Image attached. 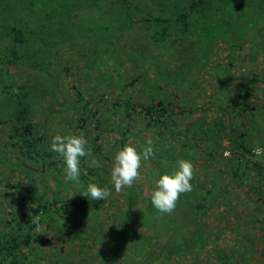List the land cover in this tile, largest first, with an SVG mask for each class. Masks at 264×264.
<instances>
[{
  "label": "trees",
  "instance_id": "16d2710c",
  "mask_svg": "<svg viewBox=\"0 0 264 264\" xmlns=\"http://www.w3.org/2000/svg\"><path fill=\"white\" fill-rule=\"evenodd\" d=\"M218 37L228 42L227 49L241 47L244 40H249L250 48L258 47L264 42V0H0V185L5 187H0V264H51L63 245L58 252L42 249L46 233L62 243H72L70 237H74L80 242L78 259H85L87 252L81 253V246L100 235L95 232L91 238L86 234L88 226L80 224H98L100 217L89 213L96 200L82 194L90 182L100 186L107 179L112 148L117 146L118 151L129 135H147L136 146L141 150L148 136L152 138L154 156L149 160L155 164L165 155L174 163L159 174L171 173L177 161L184 159L180 152L199 136L202 145L210 146L205 150L208 161L210 150L225 138L233 147L225 156H233L231 174L239 175L241 165L254 156L250 162L255 173L264 177V154H254L253 145L244 142L247 130L241 128L253 109L250 90L260 80L254 65L243 76L217 68L213 77L218 92L204 100L212 107V101L223 93L224 105L214 106L227 111V118L237 115L238 124L228 122L226 127L222 113H206L191 127L182 122L193 113L184 90L194 88L198 93L197 82L205 78L202 72L212 68L210 56ZM39 77L43 79L36 86ZM66 80L70 83L63 87ZM160 82L172 86V92L162 90ZM113 85L119 86L111 96ZM36 90H40V103L30 99ZM144 91L153 95L139 100L130 94L140 96ZM137 117L143 120L141 128L128 133L130 120ZM53 119L62 123L61 131L53 133ZM204 119L209 121L205 126ZM93 129L96 132L91 134ZM104 132L118 135L107 148L98 141ZM69 133H83L92 156L101 163L99 168L91 166L87 175L81 161L82 184L75 188L65 179L62 158L50 151L55 135ZM263 144L264 140L259 143ZM226 169L217 167V171ZM14 170L28 179L27 188L20 187L22 180L12 178ZM40 174L55 180L52 196L33 190ZM232 188L233 196L238 195V187ZM205 191L206 196L196 197L193 185L192 191L180 196L171 214L160 213L150 219L147 230L135 231L127 224L131 207L139 201L134 182L124 192L127 206L120 213V221L127 225L121 235L102 240L99 264H149L155 259L179 264L178 253L194 254L210 241L202 216L212 189ZM150 193L145 196L148 202ZM263 210L264 204L259 211ZM257 211L253 206L251 218L255 219ZM256 219L264 222V214ZM126 238L132 240L130 245ZM246 245L243 257L238 256L251 264L247 259L255 243ZM220 255L227 261L233 253L226 249Z\"/></svg>",
  "mask_w": 264,
  "mask_h": 264
},
{
  "label": "rangeland",
  "instance_id": "374dc122",
  "mask_svg": "<svg viewBox=\"0 0 264 264\" xmlns=\"http://www.w3.org/2000/svg\"><path fill=\"white\" fill-rule=\"evenodd\" d=\"M245 36L248 37V33H245ZM254 41L259 42V39L255 38ZM261 42L262 43H259L257 45L258 47L255 46L256 50L249 47V40L248 42L244 40L241 47L230 44L232 46L231 49H227L226 46L229 45L228 42L222 40L220 37L217 38L214 44L216 48L213 49L214 52H212L210 56L212 58V68H207V70H205L206 72H202L205 73V78L200 77V81L197 82V85L199 86L198 93H194V88L184 90V93H186V97L188 100L187 103L191 102L193 104H191L190 107L192 108V112L196 114V116L194 117L193 113L189 116L185 115L184 118H182V122H186L188 126L191 127L194 122H199L200 118H206L204 117L206 113L213 114L214 116L218 113H222L224 120L226 119L224 125L228 124V122L238 124L237 121L239 120V117L237 115H232L230 118H227V111H220L219 108H216L214 106L215 104H219L220 106L221 104L222 106L224 105L226 98L223 93L220 92V99H216V101L214 99L212 101V107H210V105L208 106L207 103L204 102V100L206 99V97H210L215 92H218V83L214 80L213 77V75L217 71V68H227L229 72H232L233 70L236 73L241 72L240 74L243 76L248 72V67L254 65V69L258 72L260 80L256 83V85H254L255 87L250 90V104H252L253 109L250 113H248V115L245 116V122L243 123V125H241V128L247 130L244 140V142L248 144L247 146H254L256 144L262 143L264 139V42L262 40ZM228 53H230V56H228ZM218 58L221 60L218 63H215ZM228 62L232 63V65H229ZM148 75H152L151 70H148ZM40 78L43 79L42 77H39L36 86L39 85ZM69 83L70 82L66 80L63 83V87L68 86ZM160 84L162 90H173L172 86H165L163 82H160ZM118 86L119 85L112 86V91H110L111 96L115 92L113 90H115V88ZM131 87L132 86H129V88ZM171 92L172 91H170L169 93ZM130 94H132L133 96H137L139 100L145 97L148 98L153 95L148 91H144L140 96H138L136 92H130ZM44 95L45 94H43V97ZM232 95L233 94H231V96ZM39 96L40 90H36V93L34 95L32 94L30 96V99L36 101L39 100ZM134 100L136 99L134 98ZM38 103H40V100L38 101ZM205 106L208 107L205 108ZM57 121L58 119H53L52 123L50 121V124H52L51 127L53 133L62 130V123H59ZM142 122L143 120L140 119V117H137L135 120H130V125L132 128L127 132H136L139 127L141 128ZM207 122L209 121H204L203 126H205ZM232 127H237V125ZM207 131L208 133L212 132L211 129ZM90 132L91 134H93L94 132H96V129H93ZM146 136L147 135L144 133L129 135L125 140V144L131 143L135 147L139 146L140 142L146 139ZM115 137H118V135H115L113 132H104L101 133L98 141L101 142L102 147L107 148L108 144ZM195 139L196 142L191 140V145L180 153L184 157V159L189 160L193 164L194 170L196 172L195 176L197 177H194L192 179L195 188V192H193L194 196H206V188L210 187L212 189V191L210 192L211 197L205 203L206 212L202 216V219L207 223V227L210 231V241L203 247L198 249L196 252H194V254L191 252L186 254L178 253L175 259L178 260L179 264H201L202 262H205L207 264H226L227 262V264H230L231 261H233L232 264H246L247 261L242 258L243 253L247 248L246 244L255 243L253 251H251V256H248L247 260L251 264H264V231L258 226H254L255 230H253L252 228H249L248 225H246V227L244 225V223H248V221L250 220L249 219L245 221V219H248L249 216L251 217V204L253 207L256 202H254L250 198L249 193L242 188L238 190V195L233 196V193L235 191L232 190V187L237 186L231 185L230 183H225V179L227 177H258L259 175L255 173L254 167L250 162V160H254L251 158L255 157H248L249 159L245 162V165L240 164L241 173L239 172V175H232L230 171V164L233 160V156H229L231 158L225 157L226 155H223L222 151L224 149L228 150L229 154V152L232 151L233 147L229 142H225V138L220 140L221 146L216 144L215 147L213 146L215 149L212 148V150H210L212 152V157H210L209 161L206 159L207 156L205 154V150H208L207 148H209L210 146L202 145L199 141V136ZM160 145L162 146L161 142ZM137 150L142 151L141 148ZM116 152L117 146L112 148V154L110 155L111 161L106 164L108 170V173L106 174L107 179L102 182L103 184H100V187L107 186L112 194L105 200L96 201L95 204L97 205H95L92 209H89V213H94L96 216H99L100 220L98 221V224H80V226H88V232L86 231L87 235H89L91 238H94L96 237L95 232H97L100 235V239L98 238L94 241L91 239L87 246H81V253H87L84 256L85 259L80 260L78 259L77 255L80 253V251H78V245H80V242L78 240L74 239V237L71 236L70 238L74 242L70 243L69 240V242L67 241L66 243H62L58 237H49V234L46 233L43 238H46L47 241H44L42 243V249L47 251L55 250L56 252H58L59 245H63L57 257L51 259V264H90L94 261L95 264H99L97 251L98 248H102V240L108 239L110 236L116 233H119L121 235L123 229H125L126 227L125 225H127L128 223L131 224L135 231L147 230L152 225H150L149 223L150 219L153 220L160 215V213L152 206L151 202H148V200L145 199V196H147V194L151 192L153 187L155 188L156 181L158 179V172H160L162 168H165V171L168 170V168L172 167V164L174 163L166 158V155L164 158L158 160V164H155L151 160L142 162V167L140 169L141 178L135 182V188L139 193V201L131 207V221H128L126 224L120 221V213H122L127 206V198L124 193L127 187H125L120 193H116L114 186L111 183V166ZM177 152L178 151L175 149L172 150L173 154H177ZM91 159H95V157L91 156L89 158H81V161H83V163L85 162L86 166L82 168L81 163L80 166L85 171V173H87V175L91 172V165L89 163V160ZM217 167H227V169L225 171H217ZM11 173L12 178L15 177V179L22 180L20 182V187H28V179H22V175L19 173V171L14 170ZM66 181H69L68 183L70 184V188L80 187L82 184V181L80 179L78 182L72 180ZM222 185L223 187L225 186V188L227 187L228 191L227 189L223 191ZM0 187L5 188L2 185H0ZM32 187L34 191L43 193L44 196H52L53 191L56 188L55 180L52 179V176L50 175L45 176L40 174L36 180V183H33ZM6 190H8V188ZM1 198L2 197L0 195V200ZM53 222L54 224L52 225V228L56 230V220H53ZM54 232L52 231V233ZM127 238V245H130V243H132V240ZM54 247L55 249H53ZM226 249H229L231 253H233V256L229 257L227 261L224 256L220 255V251L224 252ZM239 253L242 254V257L238 256ZM91 255H93L94 257L91 258ZM40 262H42L41 264H45L44 261ZM122 263L123 262H121L120 264ZM149 264H162V260L155 259V261L150 262Z\"/></svg>",
  "mask_w": 264,
  "mask_h": 264
},
{
  "label": "clouds",
  "instance_id": "9594fccd",
  "mask_svg": "<svg viewBox=\"0 0 264 264\" xmlns=\"http://www.w3.org/2000/svg\"><path fill=\"white\" fill-rule=\"evenodd\" d=\"M153 140L148 138L142 151L131 144L126 143L114 155L111 166V183L115 192L120 193L125 187H131L141 178L140 169L143 161H148L154 156ZM50 151L62 158L65 165L66 180L79 181L81 158L92 156L88 140L83 133L67 135L57 134L52 138ZM256 156L264 154V149L254 148ZM89 163L93 167H101L98 160L91 159ZM194 178V166L186 159L180 158L171 173H158V179L154 190L150 193L152 206L161 214H171L182 194L192 191L191 183ZM107 187H100L90 182L82 194L92 200H105L111 195Z\"/></svg>",
  "mask_w": 264,
  "mask_h": 264
},
{
  "label": "crops",
  "instance_id": "0c3cea01",
  "mask_svg": "<svg viewBox=\"0 0 264 264\" xmlns=\"http://www.w3.org/2000/svg\"><path fill=\"white\" fill-rule=\"evenodd\" d=\"M225 181H226L225 183H230L231 185H236L238 187V190H240V188H242L245 191H247L249 193L250 198L254 202L257 203L256 205H254V209L257 208V210H258L257 213L254 214L255 219H256V217L262 216V214H264V210H263V212L259 211L262 204H264V177H253V178H234V177H232L230 179L226 178ZM248 186H250V188ZM222 187H223V185H222ZM226 189L228 191V188L227 187L225 188V186H224L223 191H225ZM251 208H252V206H251ZM255 219L251 218L250 216L248 219H245V221L249 220L248 223H244L245 227H246V225H248L249 228H252L253 230H255L254 226H258L260 229H262L264 231V222H262L258 219H256V220ZM253 220H255V221H253ZM251 261H254V260H251Z\"/></svg>",
  "mask_w": 264,
  "mask_h": 264
},
{
  "label": "built area",
  "instance_id": "2783aa9c",
  "mask_svg": "<svg viewBox=\"0 0 264 264\" xmlns=\"http://www.w3.org/2000/svg\"><path fill=\"white\" fill-rule=\"evenodd\" d=\"M254 148L264 149V144H263V145H259V144H258V145L253 146V147H252V151H253ZM222 154H223V155H228V150H225V149H224V150L222 151Z\"/></svg>",
  "mask_w": 264,
  "mask_h": 264
}]
</instances>
